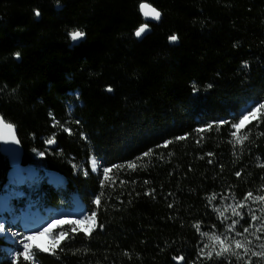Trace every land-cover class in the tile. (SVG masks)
I'll return each instance as SVG.
<instances>
[{"label":"trees","instance_id":"trees-1","mask_svg":"<svg viewBox=\"0 0 264 264\" xmlns=\"http://www.w3.org/2000/svg\"><path fill=\"white\" fill-rule=\"evenodd\" d=\"M142 2L162 17L138 40ZM77 29L86 38L73 45ZM259 103L264 0H0V115L17 127L41 201L76 192L96 212L90 236L62 227L73 238L55 255L17 259L0 236V264H178L181 256L183 264H238L200 256L201 233L223 229L216 208L264 196V109L237 133L247 135L243 144L230 124L214 122H238ZM91 157L111 168L109 179L91 170ZM10 168L0 149V191ZM45 169L66 177L65 187Z\"/></svg>","mask_w":264,"mask_h":264},{"label":"snow or ice","instance_id":"snow-or-ice-1","mask_svg":"<svg viewBox=\"0 0 264 264\" xmlns=\"http://www.w3.org/2000/svg\"><path fill=\"white\" fill-rule=\"evenodd\" d=\"M139 9L141 11V14L143 17H151L153 20L155 21H159L160 18H161V12L158 11L155 7L151 6L150 4L148 3H144L142 2L140 5H139ZM35 15L36 16H39L40 15V12L39 10H36L35 11ZM146 31H149L148 29V25L147 24H143L141 25L134 33V35L136 37H141L142 34L146 33ZM70 37L73 41H79L81 40L82 38H84V36L86 35L83 31H80L79 29L75 30V31H72L70 34ZM169 40L171 42H175L178 40V36L173 34L169 37ZM17 57H19L20 53H16L15 54ZM209 87H211V85H209ZM109 91H111V88L108 89ZM193 91H197V89L195 88V86H193ZM261 109H264V103H259L253 107H250L248 109H246L244 112L241 113V116H240V119L238 120V122H235V123H231L229 121H219V122H214L218 125H222V124H230V127L232 129H235V131H232L230 132V136L232 137H237V133L240 131V129L242 127L245 126V121H248L250 117L252 118H255L256 117V113L259 112ZM50 115H52L50 113ZM3 118L0 117V122H2ZM53 121H54V124L55 125H59V121H56L55 120V117L53 116ZM77 123H79V121H77ZM7 127H12V125H6ZM208 130H211L212 127H213V124L210 123L208 125L205 126ZM65 131H67L69 134H71V129H64ZM205 130V128H200V129H196L197 132H203ZM187 135L188 134H185V136H181V137H176L175 139L176 140H183V139H186L187 138ZM262 135H264V133H262ZM85 139L87 137H84ZM248 137L247 135H245L243 137V140L239 139L237 137V140H236V143H239V144H243L244 140H247ZM54 142V136L53 138H50L47 143L48 144H51ZM231 142V141H230ZM16 143H19V141H16ZM173 143V141L169 140V141H165L163 145H157V147H166L168 144H171ZM197 143H199V141H197ZM153 152L152 149H150L148 152H145L142 154V156L139 158V159H143V157H147L149 156L151 153ZM41 155H43V153H41ZM207 155L211 156L212 153H208ZM90 162H91V170L92 171H98L103 177L105 180L109 179V176L108 174L111 172V168L109 167H104L102 164H98V161L95 157H91L90 158ZM209 163H211V160H209ZM264 166V165H262ZM112 167L114 168H121L123 167V165H113ZM128 168H131V169H135L137 167V164L135 162H130L128 163L127 165ZM84 174L87 175L88 172L87 170H84ZM236 176H240L241 173L238 171L235 173ZM103 180L101 181V183L103 184ZM112 184H115V180H112L111 181ZM120 183H124V181H121ZM145 183H147V181H145ZM155 190L153 189L151 192L149 193H146L147 195H151ZM103 193L97 195L95 198H94V201L93 203L96 204V205H99L100 204V197ZM215 196L216 194L214 193L211 197H209V203H211V201L213 199H215ZM249 198L251 199H254V200H262L264 201V196H253V194L251 192L247 193V195L245 196V200H248ZM224 199H227V197H224ZM169 207H171V205H169ZM244 207V204L243 203H239L237 204L235 207H233L232 205H226L225 206V210H227V208H232V212H231V215L233 217H240L241 219H243V213L241 212H237L236 211V208H243ZM220 217H221V220L222 222L224 221H227L229 219L228 216H225L224 215V212H221L219 208H216L215 209ZM82 215V218L83 219H88L90 217H94L96 215V212L93 211L91 212L90 214L86 213V211L84 213H81ZM251 215V219L252 220H257L258 217H256L254 214H250ZM239 220L237 219H232L231 220V223H228L225 227V230L223 233H221L220 235H216L215 233H213L210 237L211 240L213 241H216V242H219L220 244V250L216 252V255L217 256H221V255H229V256H234L236 257L237 260H240L243 258V256L247 255L250 251V248L248 247V245L251 244V241H245L243 239L244 237V234L245 233H248L249 232V228H244L243 231H236V226L237 224H239ZM65 223H68V224H79L80 223V220H75V221H65ZM51 227V225H49L48 227H44L43 229L41 230H36V231H33L31 232L29 235L27 236H24L23 237V240L21 241L22 243V246H23V251L21 252H18L16 255H17V259H20L21 257L23 258L24 261H28V260H31L32 257L30 255H27L26 253L29 252V249H30V245L28 243H26L25 241H31L32 238L35 236V235H39L42 232H48L49 231V228ZM100 227H103V225H100ZM194 227H196L197 231L200 230V225L199 224H196L194 225ZM215 227V226H213ZM249 227H252V225L250 224ZM261 231H264V229H260ZM77 229L75 227L71 228V232L74 234L76 233ZM88 236L91 235V232H87L86 233ZM202 236L204 237H208L209 236V233L208 232H202L201 233ZM236 237H240V238H236ZM73 237L69 236L67 233L63 232V231H60L58 233V240L59 239H71ZM257 239H259V237H257ZM228 242V243H225V242ZM234 246V247H233ZM261 248L264 249V243H262L261 245ZM33 248L36 249V251H43V252H49V251H52V254L55 255V251L54 250H51L49 248H40V246L36 245V246H32ZM209 245L208 244H205L203 248L200 249V256H206V258H211L212 256V251H209L207 253H205L204 249L205 248H208ZM215 249H213L214 251ZM239 250H243L242 252L239 251ZM125 255H128V253H125ZM251 255L252 256H261V257H264V251H261V252H256V251H251ZM180 261H183L184 260V257L181 256V257H178L176 258ZM249 264H251V262L249 261Z\"/></svg>","mask_w":264,"mask_h":264},{"label":"built area","instance_id":"built-area-1","mask_svg":"<svg viewBox=\"0 0 264 264\" xmlns=\"http://www.w3.org/2000/svg\"><path fill=\"white\" fill-rule=\"evenodd\" d=\"M50 172L52 173H56L59 174V178L60 179H52V176H50ZM50 172H46V176H48L49 180L52 183H59L60 185H65L66 183V179L60 175V173L56 172V171H50ZM24 173L21 174V176H16V177H10V184L6 187L5 192L3 194L0 195V199H2L4 201V203H7V207L10 210L13 211H17V215H13V226H9L7 227L5 224L10 223L11 221L8 220L7 216H2L4 213H2L1 217H0V221L3 219L5 221V223L3 224V229L4 232L6 233L7 238H9V240L11 241L12 244L15 243L14 239L16 237V235H18V237L21 236V240L20 242L23 240L24 236H27V234L23 233V230H26L28 235L36 230H41L44 227H48L49 225H51V227L49 228V230L52 232L48 237H54L56 236L60 231H62V229H60L61 226H63L65 223V221H68L69 219L73 218V217H80L82 218L81 213H84L86 211V213L89 214V212L86 209H83L82 212L78 213L79 216H73L72 213H65L62 210V207H58V206H53L52 204H48V206H45V202L41 201V194L40 191L38 192L34 181L33 180H29L27 178H24ZM31 178H36L37 175L33 174V176H29ZM21 178H24L21 180ZM31 182L30 184H28L26 186V183L24 182ZM59 181V182H58ZM38 192V193H37ZM73 196H77L76 194H72ZM30 211L31 213H33V216H27V211ZM40 213L37 215L35 214L36 212ZM21 219V224L19 223ZM58 221V223L56 225H52L54 223H56ZM46 223V224H45ZM43 225V226H41ZM36 226H39V228H35ZM23 227V229L21 230L20 228ZM7 229H11L9 232H7ZM10 236H9V235ZM14 236V237H13ZM35 237H42V231L39 235H35L32 240H35ZM18 244V243H17ZM22 244V243H21ZM40 246L37 243H33L31 245V248H33L32 246ZM9 249H11L12 251L14 250L12 245H9L8 247ZM41 248V246H40ZM10 250V252H11ZM15 251L17 252V250L15 249Z\"/></svg>","mask_w":264,"mask_h":264},{"label":"rangeland","instance_id":"rangeland-1","mask_svg":"<svg viewBox=\"0 0 264 264\" xmlns=\"http://www.w3.org/2000/svg\"><path fill=\"white\" fill-rule=\"evenodd\" d=\"M258 113H256V115ZM252 119L253 118L250 117L248 121H245V123H249L250 121H252ZM244 127H242L241 129H243ZM62 186H64V185H62ZM239 203H243L244 207L243 208H236V211L243 213V219H241L238 216L233 217L231 215L232 208H227V210H225V207H224V211H223L224 215L228 216L229 219L227 221L223 222V224H224L223 229L221 231L215 233V234L220 235L221 233H223L226 225L228 223H231L232 219H237L240 222L236 226V231H243L244 228H249V232L244 234L243 239L245 241H251V244L248 245V247L250 248V251L247 255L243 256V258L240 260H237L236 257L229 256V255H221L218 257H225L226 259H229V260L234 258L235 262H237L238 264H249V261L251 262V264H264V257L251 255V251H256V252L264 251V249H262L260 246L262 243H264V231L260 230V229H264V201L254 200V199L249 198L246 201L236 202V203L227 204V205H232L233 207H235ZM250 214H254L256 217H258V219L252 220ZM75 220H80V223L79 224H73L74 226L79 227L81 229H85L87 231L92 230L95 226V223H96V220L94 219V217H90L88 219H83L80 217H73V218L69 219L68 221H75ZM4 223H5V221L2 219L0 221V226L3 227ZM250 224L252 225V227H249ZM10 230L11 229H7V232H9ZM210 237H211V235L205 239L204 245L208 244L209 247L205 248L204 251H205V253L212 251V256H217L216 252L220 250L221 246H220L219 242L211 240ZM257 237H259V239H257ZM236 238H240V237H236ZM20 240H21V236L18 237V235H16V237L14 239V241H15L14 245L16 246V244L18 243L17 244L18 247L23 248ZM60 241H61V239L58 240V234L56 236L50 238V242H49L50 246L48 248L49 249L54 248ZM31 243H32V241L29 243L30 249H29V252L26 253L27 255H30V250H35V248H31V245H32ZM225 243H228V242L226 241ZM204 245H203V247H204ZM213 249H215V250L213 251ZM239 251L242 252L243 250H239ZM17 253L18 252H16L15 250H13V251L11 250L10 254L12 256L13 255L15 256Z\"/></svg>","mask_w":264,"mask_h":264},{"label":"water","instance_id":"water-1","mask_svg":"<svg viewBox=\"0 0 264 264\" xmlns=\"http://www.w3.org/2000/svg\"><path fill=\"white\" fill-rule=\"evenodd\" d=\"M144 3H148V2H144ZM148 4H150V3H148ZM151 6H153V5H151ZM161 17H162V15H161ZM37 19L38 20L40 19V15L37 16ZM143 19L145 21L144 24L148 25L149 31H146V33L142 34L141 37H136L138 40L144 39L148 34H150L152 32V27L150 26V24L158 23L161 20V18H160L159 21H155L151 17H143ZM85 38H86V36H84V38H82L79 41H73V45H76L79 42L85 40ZM177 41H175V42H177ZM172 43H174V42H172ZM17 58H18V60H20V57H17ZM0 117L3 118L2 122H0V149H1L2 153L9 158L11 168L16 169L17 167H22L25 150H24V147H23L21 140L18 136L17 127L13 123L8 122L2 115H0ZM9 124L12 125V127L6 126ZM16 141H19V143H16ZM56 145H57V143L53 142V143L49 144V147L54 148V147H56ZM177 263L183 264V261L177 260Z\"/></svg>","mask_w":264,"mask_h":264},{"label":"bare ground","instance_id":"bare-ground-1","mask_svg":"<svg viewBox=\"0 0 264 264\" xmlns=\"http://www.w3.org/2000/svg\"><path fill=\"white\" fill-rule=\"evenodd\" d=\"M247 123H245V125H246ZM23 168H21V167H18L17 169H16V171L15 170H13V172L11 173V174H13V175H18L20 172H24V178H27V179H29V180H35L34 178H31V177H29V176H33V174H31V173H34V174H36L37 172V170H32V171H30V170H22ZM50 176H52V179H60L59 178V174H56V173H52V172H50ZM24 178H21V180L22 179H24ZM33 181H30V182H24V183H26V185H28V184H30L31 182H33ZM40 190H38V192H39ZM37 192V193H38ZM78 196H79V194H77ZM42 200V199H41ZM78 211H79V208L77 209V210H75L73 213L74 214H72L73 216H79V214H78ZM58 223V221L56 222V223H54V224H52V225H56ZM46 224V223H45ZM7 227H9V226H13L14 225V223L13 222H10V223H7V224H5ZM41 226H43V225H41ZM35 228H39V226H36ZM23 229V227H21V230ZM52 232L49 230L48 232H42V237H35V240H31L32 241V243L31 244H33L34 242L35 243H37V244H39L40 246H42V248H48L49 246H50V244H49V242H50V238L51 237H48L50 234H51ZM9 235V234H8ZM10 236V235H9ZM14 237V236H13ZM31 241H26L28 244L31 242ZM16 246L18 247V245L16 244ZM15 246V248H17Z\"/></svg>","mask_w":264,"mask_h":264}]
</instances>
